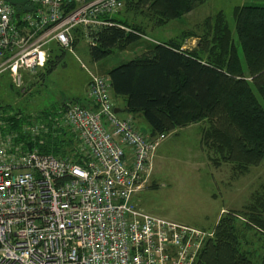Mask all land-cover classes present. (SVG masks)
Listing matches in <instances>:
<instances>
[{"label":"built area","instance_id":"1","mask_svg":"<svg viewBox=\"0 0 264 264\" xmlns=\"http://www.w3.org/2000/svg\"><path fill=\"white\" fill-rule=\"evenodd\" d=\"M122 0H0V75L23 91L48 44L68 50L76 28L109 26ZM90 103H66L55 125L75 139L73 158H55L0 131V264H192L211 232L151 216L133 202L166 134L149 137L113 112L106 78L88 77ZM3 124L0 122V127ZM46 128L31 122L29 139Z\"/></svg>","mask_w":264,"mask_h":264},{"label":"trees","instance_id":"2","mask_svg":"<svg viewBox=\"0 0 264 264\" xmlns=\"http://www.w3.org/2000/svg\"><path fill=\"white\" fill-rule=\"evenodd\" d=\"M122 1V10L131 7L138 11L145 5L143 15L147 22L159 27L189 13L203 0ZM231 15L232 28L222 11L203 22L210 29L209 38L201 39L187 31L168 41L144 42L140 54L107 70L105 77L111 100L122 98L126 114L141 116L149 137L210 121L214 126L202 129L203 141L210 135L216 141L211 146L228 150L219 158L244 171L264 158V7L242 5L232 9ZM100 19L111 25L91 30L76 28L72 32V36L88 40L87 55L92 62L104 59L114 50H123L144 35L140 26L129 25L115 16ZM191 37L196 38L199 47L180 49V43ZM64 53L56 44H48L40 74L49 75ZM26 81L23 76V84ZM17 95L19 91L13 88L7 74H1L0 131L16 133L14 142L36 149L39 154L73 158V134L60 125L52 127L65 102L52 107L53 111L43 109L30 115L7 101ZM84 103L81 105H90ZM32 121L43 124L46 131L29 139L21 129ZM262 216L264 190L255 194L245 208L218 218L212 237L201 247L194 264H264V255L255 256L254 249L245 247L247 242L237 229L238 219L243 220L241 225L246 231L264 229Z\"/></svg>","mask_w":264,"mask_h":264},{"label":"rangeland","instance_id":"3","mask_svg":"<svg viewBox=\"0 0 264 264\" xmlns=\"http://www.w3.org/2000/svg\"><path fill=\"white\" fill-rule=\"evenodd\" d=\"M242 5L264 7V0H203L188 14L159 27H152L151 23L147 22V16L143 15L145 5L138 11L125 7L107 17L115 16L129 25L140 26L144 35L140 36L138 42L123 50H114L100 61L92 62L87 55L88 40L73 34V43L71 42L68 50H64L65 53L54 70L46 76L37 70L34 76L28 77L27 83L23 84V91L17 96H11L7 101L22 108V113L30 115L43 109L53 111L51 108L59 106L62 102L72 103L69 99L83 104L89 75L104 77L107 70L140 54L144 49V42L168 41L187 31L194 32L201 39L209 38L210 29L203 22L218 11L223 12L229 27L232 28V9ZM101 21L111 25L110 22L102 19ZM231 32L233 33L232 30ZM233 36L235 37L234 33ZM188 39L180 43V49L192 50L199 47L196 40L194 45L185 46ZM246 80L250 81L249 78ZM112 103L114 106L121 105L117 100ZM123 115L124 111L116 114L118 118ZM134 121L138 131H147L142 117L137 116ZM209 123L210 121L193 124L166 134L154 151L148 181L141 191L133 195L132 202L148 215L203 232H211L212 237L213 227L220 216L245 208L255 194L264 190V158L244 171L235 169L231 163L220 159V154L226 155L228 150L219 151L211 146V142L216 141L211 139L210 135L206 142L203 141L202 129H207L209 125L214 126ZM262 218L264 219V216ZM242 223L243 220H237L239 235L247 242L245 247L256 249L255 256L264 255V229L246 231ZM210 237L204 238L202 246Z\"/></svg>","mask_w":264,"mask_h":264},{"label":"crops","instance_id":"4","mask_svg":"<svg viewBox=\"0 0 264 264\" xmlns=\"http://www.w3.org/2000/svg\"><path fill=\"white\" fill-rule=\"evenodd\" d=\"M188 14V13H187ZM191 40V41H190ZM196 40V38H189L187 41H185V46H186V44H190V45H194L195 43L194 42H196L195 41ZM153 42H155V41H153ZM188 46V45H187ZM104 77H105V75H104ZM85 91V90H84ZM117 101H118V103H121V105H120V107L119 106H114V109H117V112L115 113V114H117V113H121V112H123V110H122V107H123V104H124V102H123V99L122 98H117L116 99ZM85 103H87V101L85 100L84 101ZM84 103V104H85ZM126 116H129L128 114H126L125 113V115H123V116H120L119 118L120 119H123V118H125ZM131 116V118H132V121H133V123L135 124V121H134V118H136L137 116L139 117V115H130ZM141 117V116H140ZM135 126H136V124H135ZM137 127V126H136ZM137 129H139L138 127H137ZM142 133H145V134H148V127H147V131H142V130H140ZM222 211V210H221ZM220 211V212H221ZM217 221V220H216ZM248 249H250V250H252L253 248H248ZM255 251H256V249H254Z\"/></svg>","mask_w":264,"mask_h":264},{"label":"water","instance_id":"5","mask_svg":"<svg viewBox=\"0 0 264 264\" xmlns=\"http://www.w3.org/2000/svg\"><path fill=\"white\" fill-rule=\"evenodd\" d=\"M11 5H20L24 0H7ZM113 112L116 113L117 109H113Z\"/></svg>","mask_w":264,"mask_h":264}]
</instances>
